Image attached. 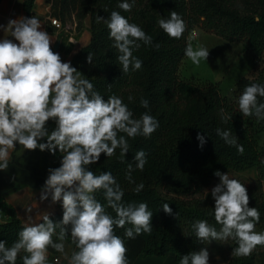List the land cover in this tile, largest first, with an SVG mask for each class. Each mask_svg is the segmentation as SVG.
I'll return each mask as SVG.
<instances>
[{
  "label": "clouds",
  "instance_id": "obj_1",
  "mask_svg": "<svg viewBox=\"0 0 264 264\" xmlns=\"http://www.w3.org/2000/svg\"><path fill=\"white\" fill-rule=\"evenodd\" d=\"M136 3L137 0H118V8L131 12ZM97 19L107 26L108 38L119 53L116 59L122 73L140 70L143 61L134 52L142 45L152 46L153 37L119 11H112L107 19ZM157 24L171 38H180L186 30L185 21L175 11L160 16ZM0 30L8 33L0 38V170L8 168L11 152L18 145L24 150L39 148L53 155L59 150L60 165L48 170L40 199L51 197L52 203L60 202L63 209L59 222L45 215L42 222L23 227L10 246L0 240V264H16L22 252L23 264H48L49 247L60 252L68 264H129L124 238L116 234L115 228H124V237L132 239L151 233L153 211L146 202H124V189L112 172L97 175L90 165L99 160L101 153L108 158L117 149L120 158H126L129 140L150 138L159 127L158 119L150 111L136 117L118 95L105 99L90 79L52 50L53 38L35 15L10 19L7 25L0 24ZM197 36L193 28L184 49L185 57L194 65L202 59L207 61L210 51L202 45L193 46ZM87 60L92 63L90 53ZM260 98H264V83L245 86L236 100L239 112L264 121V101ZM139 103L149 109L147 98L141 97ZM222 118L232 120V115L225 113ZM49 120L55 123L50 132L46 127ZM215 131L225 144L243 152V145L238 144L231 129ZM196 138L202 147L205 136L198 133ZM133 162L127 164L125 178L139 193L144 183L137 184L132 174L137 169L143 171L147 153L143 149L136 151ZM214 175L219 183L211 189L215 203L210 215L219 228L198 219L191 225L192 232L200 243L232 240L236 244L232 256H249L258 245L264 246V231L254 230L260 211L249 207L245 184L230 178L228 172L216 171ZM97 193L103 194L104 203L96 198ZM162 209L172 213L168 203ZM54 234L59 242L53 241ZM69 236L75 245L71 255L65 251L64 243ZM178 264H209L207 247L180 256Z\"/></svg>",
  "mask_w": 264,
  "mask_h": 264
},
{
  "label": "trees",
  "instance_id": "obj_2",
  "mask_svg": "<svg viewBox=\"0 0 264 264\" xmlns=\"http://www.w3.org/2000/svg\"><path fill=\"white\" fill-rule=\"evenodd\" d=\"M34 4L35 0H24L25 17H30ZM114 10L153 37L152 46L142 45L134 52L143 61L138 71L122 73L116 59L119 53L108 38L107 26L97 19L98 16L107 19ZM87 11L90 40L72 56L71 65L84 78L90 79L95 90L105 99L118 95L136 117L150 111L159 121V127L150 138L129 140L130 150L126 158H120L119 149L108 158L101 153L90 168L97 175L101 171H111L124 189V202H146L153 211L151 233H142L132 239L124 237V228H115L116 234L124 238L129 264L139 256L162 257L167 254H172L178 264L180 256L203 248L204 243H200L192 232L194 221L207 220L217 228L219 225L210 215L214 204L192 208L180 201L165 199L157 191L161 184L166 183L179 193L196 194L212 179L218 178L214 175L216 171L248 170L257 172L259 187L264 181V156L256 141L257 135L264 130V121H258L255 116H243L236 103L245 86L264 83V0H137L131 12L119 9L118 0H87ZM171 11L179 13L186 23V30L178 39L169 37L157 24L160 16H169ZM198 24L230 43L244 41L243 51L253 61L252 75L237 80L231 98L221 96L217 83L180 77L188 36ZM157 44L159 47L155 46ZM89 53L92 63L87 60ZM129 96L133 97L132 101L128 100ZM141 97L149 100V109L140 106ZM260 99L264 101V98ZM225 113L231 114L232 120L224 121ZM46 127L50 132L55 127L54 121L49 120ZM217 128L231 129L238 137V144L243 145V152L225 144L217 136ZM198 133L205 136L202 147L196 138ZM140 149L147 153L148 162L143 171L137 169L132 174L137 184L143 182L145 186L136 193L133 191L135 185L128 182L125 173L127 164L133 162L135 152ZM17 150L18 146L9 166L14 165L35 177L47 178L48 172L21 162ZM96 198L104 203L102 193H97ZM165 203L172 208L171 214L163 211ZM249 207L260 211V220L254 230L264 231V190L249 197ZM108 211L115 215L112 209ZM5 215L6 219H3L0 213V240L10 246L25 225L9 206H5ZM62 216V205L57 212L49 214L54 223L62 220ZM56 232H59L58 228ZM52 238L58 239L56 234ZM65 241L72 250L75 248L70 236ZM229 242L233 250L236 244L232 240ZM262 249L264 246L258 245L249 256H234L231 264H258ZM24 254H18L16 264H23L21 257Z\"/></svg>",
  "mask_w": 264,
  "mask_h": 264
},
{
  "label": "rangeland",
  "instance_id": "obj_3",
  "mask_svg": "<svg viewBox=\"0 0 264 264\" xmlns=\"http://www.w3.org/2000/svg\"><path fill=\"white\" fill-rule=\"evenodd\" d=\"M8 1L0 0V9H3ZM52 10L50 19H57L61 25L60 29L53 26L58 32L56 43H59V48L57 52H62L66 57L72 58L90 40V18L87 11V0H53ZM12 16L15 17L16 13L13 12ZM50 19L48 22L51 24ZM193 28L198 31L197 38L192 41L193 46L202 45L208 48L210 50L209 56L207 61L202 59L199 65H194L190 59L185 58L184 65L181 66L180 77L217 82L221 96L231 98L237 80L249 77L253 73V61L243 51L244 41L230 43L211 31L203 29L201 24ZM256 141L264 156V130L257 135ZM21 148L23 150L17 151L21 162L35 166L42 172H48L50 168L59 167L60 165L62 157L59 150L53 155L47 150L40 151L39 148L28 151L27 149L24 150L22 145ZM228 174L230 178L237 179L245 184L248 197L255 192L262 193L264 190V181L261 182L260 187L257 185V172L255 170L228 172ZM45 180V178L40 177L39 185L44 186ZM218 183L219 178L212 179L208 186L196 194L176 192L166 183L161 184L157 191L165 199L177 200L192 208L195 206L207 207L215 203L211 195V189ZM58 206H61L60 202H58ZM204 247H207L209 252V264H231L234 258L229 240L212 241L210 244L205 241ZM55 254L59 258H65L57 250ZM165 257L159 259L160 264H175L167 262ZM260 260L258 264H264V249L260 251Z\"/></svg>",
  "mask_w": 264,
  "mask_h": 264
},
{
  "label": "crops",
  "instance_id": "obj_4",
  "mask_svg": "<svg viewBox=\"0 0 264 264\" xmlns=\"http://www.w3.org/2000/svg\"><path fill=\"white\" fill-rule=\"evenodd\" d=\"M23 2L24 0H9L7 5H5L3 9H0V24L7 25L10 19H17L21 16L25 17ZM52 6L53 0H35L33 10L30 14V17L35 15L41 21L42 28L52 36L53 41L50 43L51 48L56 44L58 36V32L54 29L53 25L48 22L53 12ZM13 12L16 13L15 17L12 16ZM4 35H8V33H4L3 30H0V38H3ZM9 39L14 38L9 37ZM59 55L64 62L71 60V57H66L62 52H59ZM19 150H23L21 145H18L17 151ZM14 152L15 149L11 152V158ZM39 178L40 177H35L29 172L14 165L0 170V213L3 214V219H6L5 206L11 207L15 215L25 226L32 223H39L45 215L58 211V202L52 203L51 197L47 200L40 199L43 186L39 185ZM52 239L55 242H59L58 239ZM64 243L65 251L71 255V246L66 241H64ZM55 253L56 250L49 247L48 264H68L66 258H59ZM165 256L167 262L177 264L172 254H167ZM162 257L139 256L135 259L133 264H160L159 259Z\"/></svg>",
  "mask_w": 264,
  "mask_h": 264
},
{
  "label": "built area",
  "instance_id": "obj_5",
  "mask_svg": "<svg viewBox=\"0 0 264 264\" xmlns=\"http://www.w3.org/2000/svg\"><path fill=\"white\" fill-rule=\"evenodd\" d=\"M51 24L53 25V26H55L56 28H61V25H60V23L58 22V20L57 19H52L51 20Z\"/></svg>",
  "mask_w": 264,
  "mask_h": 264
},
{
  "label": "water",
  "instance_id": "obj_6",
  "mask_svg": "<svg viewBox=\"0 0 264 264\" xmlns=\"http://www.w3.org/2000/svg\"><path fill=\"white\" fill-rule=\"evenodd\" d=\"M58 48H59V43H56V44L53 46L52 50H53V51H57Z\"/></svg>",
  "mask_w": 264,
  "mask_h": 264
}]
</instances>
